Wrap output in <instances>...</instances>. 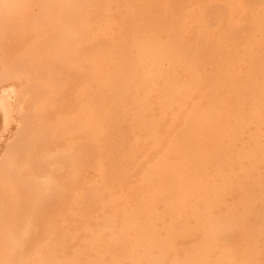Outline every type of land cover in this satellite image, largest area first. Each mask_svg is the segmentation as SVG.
Segmentation results:
<instances>
[{
  "label": "bare ground",
  "instance_id": "obj_1",
  "mask_svg": "<svg viewBox=\"0 0 264 264\" xmlns=\"http://www.w3.org/2000/svg\"><path fill=\"white\" fill-rule=\"evenodd\" d=\"M0 264H264V0H0Z\"/></svg>",
  "mask_w": 264,
  "mask_h": 264
}]
</instances>
